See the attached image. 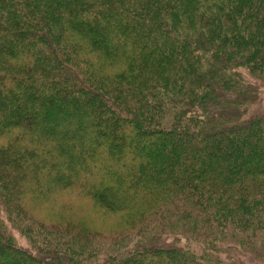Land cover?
I'll use <instances>...</instances> for the list:
<instances>
[{
  "label": "trees",
  "instance_id": "16d2710c",
  "mask_svg": "<svg viewBox=\"0 0 264 264\" xmlns=\"http://www.w3.org/2000/svg\"><path fill=\"white\" fill-rule=\"evenodd\" d=\"M263 96L264 0H0V264H264Z\"/></svg>",
  "mask_w": 264,
  "mask_h": 264
},
{
  "label": "rangeland",
  "instance_id": "374dc122",
  "mask_svg": "<svg viewBox=\"0 0 264 264\" xmlns=\"http://www.w3.org/2000/svg\"><path fill=\"white\" fill-rule=\"evenodd\" d=\"M264 97V96H263ZM67 199V200H77V196L76 194L72 193V192H66L63 196H61V198ZM79 201V198L78 200ZM120 220V217L118 216H108V217H104V218H97L94 223H95V227L98 228L99 230L103 229V230H109L111 229L113 226H115L117 224V222ZM17 246H22L27 248V242L25 239H23L22 237H20L19 235H17V241L15 242ZM4 252V251H3ZM0 253H2V251H0ZM6 256V258H12L14 257V254L12 253V251H5L4 254ZM21 258H23V256H21ZM255 262V261H254Z\"/></svg>",
  "mask_w": 264,
  "mask_h": 264
}]
</instances>
